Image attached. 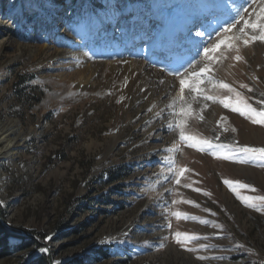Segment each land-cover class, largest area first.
<instances>
[{
  "label": "rangeland",
  "instance_id": "obj_1",
  "mask_svg": "<svg viewBox=\"0 0 264 264\" xmlns=\"http://www.w3.org/2000/svg\"><path fill=\"white\" fill-rule=\"evenodd\" d=\"M227 2L62 0L35 12L33 0H0V18L25 8L21 19L0 23V134L16 131L17 139L14 158L0 160V222L13 235L0 264L44 257L47 264H264V212L224 183L247 184L237 189L242 196H264L261 161L217 159L167 127L178 88L169 94L166 86L178 80L161 68L179 67L201 39L195 31L228 16L225 7L202 5ZM240 46L239 61L235 51L217 54L214 78L223 81L220 68L240 69L223 82L264 107L257 103L264 101V44ZM133 62L140 68L126 72ZM201 114L187 134L264 148V127L211 101ZM180 169L187 171L178 184ZM112 172L121 178L111 182ZM176 232L201 239L187 245L190 252L175 243Z\"/></svg>",
  "mask_w": 264,
  "mask_h": 264
},
{
  "label": "snow or ice",
  "instance_id": "obj_2",
  "mask_svg": "<svg viewBox=\"0 0 264 264\" xmlns=\"http://www.w3.org/2000/svg\"><path fill=\"white\" fill-rule=\"evenodd\" d=\"M218 7H225L227 9V18L217 20L208 32L195 31L194 35L201 39L193 41L194 50L192 56L186 61L181 62L179 67L169 68L163 66L161 68V71L173 76L174 80H178L179 82L178 97L171 96L170 103L166 106L169 109V115L174 117L167 124V127L170 130L178 131L179 140L187 146L194 147L201 152H207L217 159L229 160L239 164H247L250 161L259 160L261 161L260 166H264V148L240 145L238 142H234L233 144L214 143L212 140L197 138L196 136L187 134L189 120L196 119L203 121L204 116L201 113L208 108L209 101L238 113L253 125L264 127V107H254L233 86L214 78V65L218 61L217 54L219 53L221 58H226L222 50L235 51L237 54L234 59L239 61L242 59V56L238 54L240 45L247 47L249 44H255L257 41L264 44V0H243V3L239 5L233 3L232 0H228L223 6L213 3L202 5V8L206 11H211ZM213 33H215V36H213ZM190 35L191 28L186 33V36ZM201 54L203 55V60L200 59ZM163 82L161 81V83ZM175 87L174 83L173 88ZM240 87L245 88L247 86L240 85ZM248 91H252V89L249 88ZM257 103L264 104V101H257ZM194 104L199 105V108L194 109ZM163 112L164 109H161V114ZM220 122L226 125V117H221L218 123ZM228 130L226 126H222V131L227 132ZM231 131L235 132L236 129L232 128ZM215 140H219V134H217ZM169 151H172V149H169ZM175 151H178V149H175ZM168 166L170 169L174 168V160H170ZM185 171L187 169L179 170L176 180L178 184L180 182L179 176H182ZM224 183L229 189L236 192L237 199L246 207L264 212V196H242L237 189H246L249 187L247 184H234L230 180H224ZM251 190L255 191L254 188ZM185 202L191 203V201ZM173 215L177 219H196L195 217H182V214L179 212L173 213ZM199 222L205 225L208 224L207 220ZM170 227L171 225H169ZM173 238L177 245L184 247L185 250L190 252L194 249L187 247V245L194 240L201 239L199 236L181 232H176ZM203 239H207V237H203ZM159 247L163 248L165 245L161 244ZM40 251L45 252L47 249L42 248ZM197 258L205 259L203 256Z\"/></svg>",
  "mask_w": 264,
  "mask_h": 264
},
{
  "label": "bare ground",
  "instance_id": "obj_3",
  "mask_svg": "<svg viewBox=\"0 0 264 264\" xmlns=\"http://www.w3.org/2000/svg\"><path fill=\"white\" fill-rule=\"evenodd\" d=\"M35 2V7L38 9V10H35L36 11H43L44 9H48V8H51V7H58L60 6V4L62 3V0H33ZM2 5L0 4V7ZM18 10L17 11H14V9H12L10 12L7 13V15H5L4 18H0V23L1 21H6V23H12V22H15L17 21V19H21L22 16H21V12H23L25 10L24 7H20L18 6L17 7ZM45 11V10H44ZM34 11L32 12H29L27 13L25 16V18H31V17H34ZM3 21V22H4ZM3 45L4 43L1 42L0 43V51L2 50L3 48ZM241 47V46H240ZM261 47V46H260ZM241 50V48H240ZM233 64V63H232ZM231 64V65H232ZM242 62L240 61L239 62V66H235V68H239L242 66ZM221 66V65H220ZM223 66V65H222ZM227 66V65H226ZM234 66V64H233ZM230 67V66H229ZM139 65L136 64V63H130L126 68H125V71L126 72H130L131 74L137 72V70L139 69ZM219 69V68H218ZM218 72L220 74H222V78H223V81L225 80V78H236L239 74H240V69L237 70H228V67H226L225 69L223 68H220L218 70ZM165 78V77H164ZM165 82V81H164ZM175 83L176 87L173 88V84ZM167 86L166 88L169 90V94L172 93L174 90H176L178 88V82H167ZM164 86V85H163ZM129 93V92H128ZM166 93V92H165ZM168 93V92H167ZM16 131H1V134H0V144H6V149H5V152H1L0 153V160L1 159H13L14 158V152H12V150H14L16 147H17V139L16 138H12V135L15 133ZM18 132V130H17Z\"/></svg>",
  "mask_w": 264,
  "mask_h": 264
},
{
  "label": "trees",
  "instance_id": "obj_4",
  "mask_svg": "<svg viewBox=\"0 0 264 264\" xmlns=\"http://www.w3.org/2000/svg\"><path fill=\"white\" fill-rule=\"evenodd\" d=\"M120 178H121L120 175L116 174L115 172L111 173V182H115ZM12 236H13L12 233H10L0 222V249H2L0 256L4 257L9 254V251L12 249V247L9 245V239ZM47 261H48L47 258L44 257L40 259L36 264H47Z\"/></svg>",
  "mask_w": 264,
  "mask_h": 264
}]
</instances>
